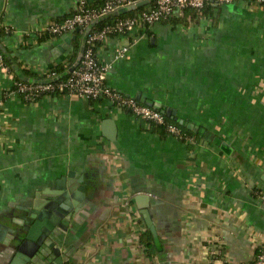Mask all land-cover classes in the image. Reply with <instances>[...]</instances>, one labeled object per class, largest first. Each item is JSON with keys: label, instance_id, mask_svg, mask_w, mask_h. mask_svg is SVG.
Wrapping results in <instances>:
<instances>
[{"label": "crops", "instance_id": "crops-1", "mask_svg": "<svg viewBox=\"0 0 264 264\" xmlns=\"http://www.w3.org/2000/svg\"><path fill=\"white\" fill-rule=\"evenodd\" d=\"M77 1L0 0V21L14 27L2 39L13 74L32 78L77 60L81 31L69 42L37 33ZM213 7L186 24L156 22L110 37L97 50L110 64L111 89L174 111L195 139L161 133L104 98H5L0 224L11 229L12 217L66 187L84 197L55 231L57 264H210L215 252L227 264L254 259L264 243V7ZM121 45L126 56L114 58ZM2 83L0 73V98ZM11 256L0 241V264Z\"/></svg>", "mask_w": 264, "mask_h": 264}, {"label": "built area", "instance_id": "built-area-1", "mask_svg": "<svg viewBox=\"0 0 264 264\" xmlns=\"http://www.w3.org/2000/svg\"><path fill=\"white\" fill-rule=\"evenodd\" d=\"M96 7H88L87 0H78L73 11L60 21L48 22L38 29V37L59 36L79 28L82 33L83 50L76 64H63L64 70L48 67L37 71L32 78H18L6 63V53L0 44V73L3 79L1 88L0 109L5 98L18 96L26 102L33 103L37 98L48 94H64L84 99H106L113 107L129 111L149 123L162 125L175 137L180 135L177 125L166 120V116L158 109L140 102L134 97L126 96L111 89L106 84V72L110 64L98 59V49L110 37L141 33L149 25L161 20L181 15L185 9H201L206 4L223 5L234 0H101ZM146 1L145 9L129 16L113 15L117 9L135 6L137 2ZM261 4L264 0H250ZM140 7V6H138ZM135 7L133 10L137 9ZM132 11V10H131ZM129 12V11H128ZM110 15L113 19L95 29V24L103 17ZM0 28L7 36L14 31L12 24L0 21ZM1 39V38H0ZM3 39V38H2ZM128 50L127 45L113 47L114 58H123ZM264 199V192L261 194ZM216 258L210 264H227L224 255L215 252ZM245 264H264V243L258 249L254 259Z\"/></svg>", "mask_w": 264, "mask_h": 264}, {"label": "water", "instance_id": "water-1", "mask_svg": "<svg viewBox=\"0 0 264 264\" xmlns=\"http://www.w3.org/2000/svg\"><path fill=\"white\" fill-rule=\"evenodd\" d=\"M145 3L146 1H140L135 6L121 7L114 11L113 15L124 14ZM76 31H79L78 27L66 33L63 40L69 42L75 37ZM82 50L83 46L80 47L77 60L80 59ZM146 104L160 110L168 117L174 114V111L163 106L150 102ZM64 189L58 197L52 198L39 208L33 207L24 217H12L10 222L13 227L11 229L8 230L6 226L0 224V228L4 230H0V241L12 249V256L7 264H57L61 254L55 247V231L62 226L63 221L69 216L77 201L84 197V193L78 189L68 190L66 187ZM143 214L147 225L155 236L147 206L143 208ZM49 240L51 241L49 242Z\"/></svg>", "mask_w": 264, "mask_h": 264}, {"label": "trees", "instance_id": "trees-1", "mask_svg": "<svg viewBox=\"0 0 264 264\" xmlns=\"http://www.w3.org/2000/svg\"><path fill=\"white\" fill-rule=\"evenodd\" d=\"M101 0H96L95 2H92V3H88V7H96V6H99L101 4ZM261 6L264 7V2H262L260 4ZM146 8V5L144 6H140L138 7L137 9L135 10H132V11H129L125 14V16H129V15H133L135 13H137L138 11L142 10V9H145ZM214 10V7H213V4H206L203 8L201 9H191V8H188V9H185L181 15H177V16H173L171 18H167V19H164V20H161L162 23H171V24H176V23H187L188 20H192L196 17H199V16H204L206 15L207 13H209L210 11ZM69 15V14H68ZM67 17V16H66ZM65 18V17H64ZM113 19V16H110V15H107L105 17H103L102 19H100L94 26L95 29L103 26L104 24L110 22L111 20ZM5 36L4 34V30L0 28V44L3 43L2 42V38ZM83 44V43H82ZM3 44H1V47H2ZM77 48H79V46L76 45L75 49L77 50ZM2 49L4 51H6L4 45L2 47ZM75 58V59H74ZM6 63L9 65L10 67V60L5 59ZM72 63H75L76 64V55H74L73 59L71 58V60L69 61L68 64H72ZM51 68H56L59 72H62L64 70V67L63 65H60L59 67L56 65V66H51ZM12 68L10 67V70ZM27 72V71H26ZM30 75H32L33 73H29ZM22 79V78H21ZM62 95V94H61ZM39 99V98H37ZM36 99V100H37ZM91 100V99H89ZM167 121L177 125V127L179 128L180 130V135L177 136L179 138V140H182V141H186L187 139H190V138H197V130L195 129H192V128H187L186 126H183V125H180L178 123L177 120H174L173 118L171 117H167L166 118ZM150 125L154 126L157 130H159L161 133H166V134H169L162 125H157V124H154V123H151ZM187 144H189L187 142ZM191 144V143H190ZM148 237L149 239H152V236L151 234L148 232ZM146 244H149V242H147Z\"/></svg>", "mask_w": 264, "mask_h": 264}]
</instances>
